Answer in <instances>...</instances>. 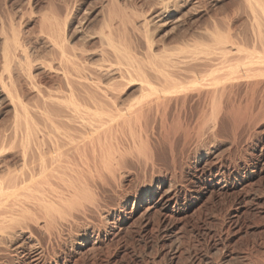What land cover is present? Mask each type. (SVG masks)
<instances>
[{
    "label": "rangeland",
    "instance_id": "obj_1",
    "mask_svg": "<svg viewBox=\"0 0 264 264\" xmlns=\"http://www.w3.org/2000/svg\"><path fill=\"white\" fill-rule=\"evenodd\" d=\"M113 1L137 25L141 19L150 18L148 32L153 41L171 50L175 58L196 56L201 61L213 56L204 48L211 36L226 41L234 55L237 47L254 43L258 28L264 30V0L260 7L252 0ZM164 2L171 16H154ZM108 3L0 0V22L13 19L23 29L22 41L32 46H28L30 50L36 47L40 51L44 44L36 30L38 15L49 6L61 16L66 14L71 33L82 34V30L99 28L101 17L110 9ZM223 34L229 37L222 39ZM206 83L185 84L142 100L138 99V82L122 89L123 98L138 101L121 121V129L118 127L124 136L133 132L137 137L135 142L128 140L120 146L129 150L124 153L127 167L116 172L111 190L99 186L93 191L101 201L96 207L90 206L89 216H79L78 226L65 225L49 241L44 232L35 229L46 251L39 264H264V103L261 106L256 95L258 103L253 101L252 110L247 107L246 111L249 97L244 87L240 86L242 92L238 90L230 99L226 93H212L220 83ZM214 94L215 101L210 103ZM168 97L172 99L165 103ZM175 97L182 100L175 102ZM3 101L0 99V130L10 123L11 110ZM144 159L149 161L145 167ZM161 177L165 179L161 189L173 183L177 200L166 209L149 213L139 207L130 217L127 212L138 203L134 194L157 185ZM217 178H223L227 186L212 189ZM85 232L88 236L100 233L99 242L91 244L94 237L85 242ZM77 241L85 245H77ZM7 253L9 261L12 252Z\"/></svg>",
    "mask_w": 264,
    "mask_h": 264
},
{
    "label": "bare ground",
    "instance_id": "obj_2",
    "mask_svg": "<svg viewBox=\"0 0 264 264\" xmlns=\"http://www.w3.org/2000/svg\"><path fill=\"white\" fill-rule=\"evenodd\" d=\"M252 1L257 7L262 5L261 0ZM108 4L110 9L101 17L99 28L91 32L82 28V34L76 33L80 27L71 33L66 14L61 16L49 6L38 15L36 30L44 44L40 51L30 50L22 41L23 29L13 19L0 22V99L11 110L10 123L0 130V264H39L46 251L35 229L49 241L65 225L78 226L79 216L86 218L90 206L101 201L93 191L99 186L110 189L116 172L127 167L124 153L129 150L120 146L137 137L133 132L124 136L118 127L138 101L123 98L125 86L138 82V99L142 100L185 84L220 83L212 93H226L230 99L244 87L249 97L245 110H252L256 95L260 105L264 103V30L258 28L254 43L237 47L234 55L226 41L211 36L204 48L213 56L201 61L196 56L181 59L153 41L148 32L150 18L137 25L113 0ZM157 15L171 16L165 2ZM47 73L53 77L45 78ZM147 162L144 159V167ZM157 181L134 194L138 203L127 212L130 217L139 207L149 213L177 200L173 183L161 189L164 177ZM225 182L217 178L211 188L219 190L227 186ZM100 236L85 232L83 239L88 242L94 237V245ZM5 245L10 246L14 262L8 261Z\"/></svg>",
    "mask_w": 264,
    "mask_h": 264
}]
</instances>
